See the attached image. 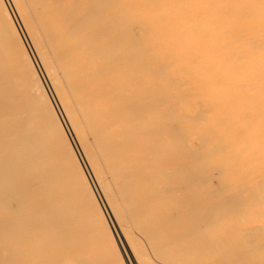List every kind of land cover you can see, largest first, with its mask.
I'll use <instances>...</instances> for the list:
<instances>
[{
    "label": "bare ground",
    "instance_id": "bare-ground-1",
    "mask_svg": "<svg viewBox=\"0 0 264 264\" xmlns=\"http://www.w3.org/2000/svg\"><path fill=\"white\" fill-rule=\"evenodd\" d=\"M123 56L135 62V109L146 115L151 107L146 122L156 128L145 141L160 140L156 111L173 115L179 194L157 197L149 181L144 194L146 203L177 204L186 216L177 254L184 264H264V0H0V264L19 263L7 242L35 241L47 229L93 242L111 236L114 249L104 254L130 257L133 224L127 231L82 140L81 99L64 95L52 65L88 98L98 87L88 81V62ZM143 78L155 90L150 97ZM104 83L115 91L114 80ZM95 119L98 146H109L119 170L124 134L108 130L116 119L108 126L102 108ZM79 188L91 198L79 203Z\"/></svg>",
    "mask_w": 264,
    "mask_h": 264
},
{
    "label": "rangeland",
    "instance_id": "rangeland-1",
    "mask_svg": "<svg viewBox=\"0 0 264 264\" xmlns=\"http://www.w3.org/2000/svg\"><path fill=\"white\" fill-rule=\"evenodd\" d=\"M94 50L103 52L113 50V48H88V51L93 52ZM126 51L123 50V52ZM93 60L95 61L96 58ZM52 65L55 68L53 73L55 81L59 87L63 88L64 95L66 94L71 102H73L72 99H75L76 102L81 99L80 108L83 109V120L86 122V125L80 124L82 140L86 144L85 146L93 152L94 166L100 180L108 188L116 205H118V210L126 218L127 231L129 222L133 224L134 235L131 236L129 243L132 253L131 255L128 253L130 257L122 254L114 258L112 255L108 256L107 253L106 256L104 254L106 250L114 249V241L110 238L111 236H101L94 240L96 242H93L90 237L85 240L84 237L77 234H68V231L58 235L55 232H49L47 229L43 235L34 237L35 241H26L27 237L19 235V241L7 242L12 251L14 248L19 253L18 264H26L29 261L31 264H50V261L51 264H101L103 260L113 264H157L155 261L163 264H184L186 260L184 254L181 252L177 254V252L184 243L182 230L183 222L187 220L186 216L180 213V206L177 204H173L171 208L170 205L146 203L144 194V185L148 181L152 183L153 195L157 197L166 198L173 195L176 198L179 194L181 159L179 152H177L178 143L172 113L163 108L155 112L154 123L159 124L157 135L160 140L154 144L145 141L146 136L151 134V128L155 129L156 127L147 124V122H152L151 107L146 108V115L142 108L140 111L135 109L137 106H141L136 101L137 97H141V89L138 88L135 93V79L132 76L135 62L127 56H123L120 62L110 61L108 65L88 62L87 66L91 70L86 74L89 77L88 81L98 86L95 88V94L92 93L88 98L69 89L68 74L64 71L60 72L61 64L59 62L53 61ZM104 80H114L115 91L112 87H108ZM142 84V91H146L147 97H150L151 93L155 92V90H151V81L143 78ZM96 96L100 97L97 105L93 103ZM84 101L91 104L89 108L84 107ZM101 108L104 114H107L108 126L116 119L117 124L115 123V125L117 126L108 130L114 133L122 132L124 142L128 144L124 150V163L119 170L113 171L111 168L109 146L105 147L104 142H101L102 148L98 146V138L103 135V128L101 127L99 133V126L96 119L95 122L93 121V117L96 118V113ZM90 112L94 115L88 114ZM126 134H129L130 137H127ZM106 136L107 132L104 137ZM109 136L110 132L108 138ZM73 143L76 147V142L73 141ZM168 146L174 149V154L169 162L170 165H168V152L171 149ZM149 150L154 151L155 155H149ZM77 151H79L78 148ZM51 155L54 158L52 153ZM133 164H135L134 171L130 170ZM86 189L88 190V188ZM128 189L131 194H127ZM77 191L79 193H76V197L79 203L87 201L85 196L90 197L88 194L85 195L82 188ZM130 197L133 198L131 203L127 200ZM75 228L78 229V227ZM121 248L123 247L121 246ZM24 254H27V257H23Z\"/></svg>",
    "mask_w": 264,
    "mask_h": 264
}]
</instances>
